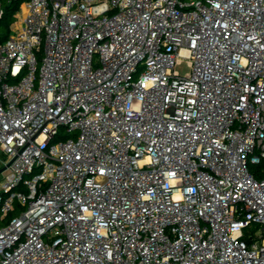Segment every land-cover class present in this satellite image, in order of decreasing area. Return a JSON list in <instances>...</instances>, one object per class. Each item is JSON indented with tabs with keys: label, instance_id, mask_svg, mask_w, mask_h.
Segmentation results:
<instances>
[{
	"label": "built area",
	"instance_id": "1",
	"mask_svg": "<svg viewBox=\"0 0 264 264\" xmlns=\"http://www.w3.org/2000/svg\"><path fill=\"white\" fill-rule=\"evenodd\" d=\"M11 31L0 264H264V0H26Z\"/></svg>",
	"mask_w": 264,
	"mask_h": 264
},
{
	"label": "trees",
	"instance_id": "2",
	"mask_svg": "<svg viewBox=\"0 0 264 264\" xmlns=\"http://www.w3.org/2000/svg\"><path fill=\"white\" fill-rule=\"evenodd\" d=\"M26 0H1L3 15L0 19V43L7 41L11 35V27L16 20V14ZM264 165H255L251 171L257 179L263 178L262 168Z\"/></svg>",
	"mask_w": 264,
	"mask_h": 264
},
{
	"label": "rangeland",
	"instance_id": "3",
	"mask_svg": "<svg viewBox=\"0 0 264 264\" xmlns=\"http://www.w3.org/2000/svg\"><path fill=\"white\" fill-rule=\"evenodd\" d=\"M176 72H178V74L180 76H186L190 72V66H189V62L187 59H183L182 62L176 66ZM5 160H7L6 157L3 156L2 154H0V168L4 167L6 165ZM1 178L2 177L0 176V179ZM256 229H257V227L254 226V227H252L251 230L254 231Z\"/></svg>",
	"mask_w": 264,
	"mask_h": 264
},
{
	"label": "water",
	"instance_id": "4",
	"mask_svg": "<svg viewBox=\"0 0 264 264\" xmlns=\"http://www.w3.org/2000/svg\"><path fill=\"white\" fill-rule=\"evenodd\" d=\"M8 167H9V164L0 168V174L3 173L4 171H6L8 169Z\"/></svg>",
	"mask_w": 264,
	"mask_h": 264
}]
</instances>
